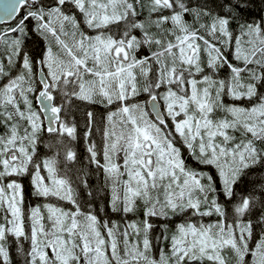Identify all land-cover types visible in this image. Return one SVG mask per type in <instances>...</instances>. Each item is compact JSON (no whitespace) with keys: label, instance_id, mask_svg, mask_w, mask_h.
I'll use <instances>...</instances> for the list:
<instances>
[{"label":"snow or ice","instance_id":"snow-or-ice-1","mask_svg":"<svg viewBox=\"0 0 264 264\" xmlns=\"http://www.w3.org/2000/svg\"><path fill=\"white\" fill-rule=\"evenodd\" d=\"M0 264H264V0H0Z\"/></svg>","mask_w":264,"mask_h":264},{"label":"trees","instance_id":"trees-1","mask_svg":"<svg viewBox=\"0 0 264 264\" xmlns=\"http://www.w3.org/2000/svg\"><path fill=\"white\" fill-rule=\"evenodd\" d=\"M83 151V149L81 148V152ZM86 195V194H85Z\"/></svg>","mask_w":264,"mask_h":264}]
</instances>
